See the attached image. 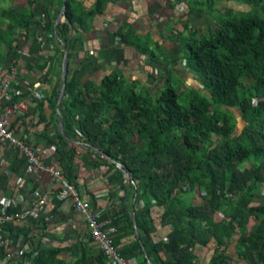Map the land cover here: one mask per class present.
<instances>
[{
	"label": "trees",
	"instance_id": "1",
	"mask_svg": "<svg viewBox=\"0 0 264 264\" xmlns=\"http://www.w3.org/2000/svg\"><path fill=\"white\" fill-rule=\"evenodd\" d=\"M24 1L28 5L20 9L0 10V65L7 63L10 52L18 53L29 43L34 25H43L55 37L50 7L61 0H44L42 15L36 11L40 0ZM109 1L99 0L95 11L84 17L102 13ZM223 1L252 10H230L215 17L209 37L190 34L181 41L201 89L182 90L168 78L152 96L137 91L136 83L129 84L117 72L101 84L85 85L68 75L62 102L65 134L57 127L58 138L53 139L51 122H45L46 144L56 146L58 167L80 192L74 172L80 155L68 146L66 135L111 156L99 153L102 158L94 166H116L126 177L125 196L112 195V206L100 211L99 219L120 254L138 259V264H149L148 258L153 264H264V0H184L188 8L180 15L202 18L204 11L195 12L193 6L207 7L208 15H214ZM66 6L57 26L62 38L77 20L74 1L67 0ZM130 33L120 30L118 35L155 60V51L144 49ZM58 96L56 87L48 100L56 106ZM40 117L46 121L43 112ZM80 158L85 165L89 162ZM131 194L135 203L129 204ZM87 199L98 207L96 197ZM139 199L145 203L138 210ZM33 230L23 221L4 225L14 242L23 235L32 244L19 264L108 263L107 254L91 245L90 233L88 242L78 241L74 250L45 246L41 238L36 242ZM129 237L133 240L121 247ZM64 249L73 251L72 261L61 257Z\"/></svg>",
	"mask_w": 264,
	"mask_h": 264
},
{
	"label": "crops",
	"instance_id": "2",
	"mask_svg": "<svg viewBox=\"0 0 264 264\" xmlns=\"http://www.w3.org/2000/svg\"><path fill=\"white\" fill-rule=\"evenodd\" d=\"M73 1L82 17L95 11L99 2V0ZM176 3V0H112L104 6L102 13L84 17L82 23L75 21L64 38L60 35L53 37L54 34L45 30L43 25H34L29 32V43L18 53L10 52L7 63L0 65L1 79L11 62L17 64L18 92L30 94L29 86L36 82L42 84L39 90L44 95V100L35 101L30 96L32 102L28 110L13 117L15 132L30 139L39 147H48L44 133L45 122L50 121V136L53 139L58 138L56 128L59 127L61 118H57L59 116L57 103L54 106L53 100H48V96H54L56 87L60 95L65 54L63 41L67 42L69 50V78L75 76L83 85L90 82L101 84L106 76L117 72L128 83H136L137 91L147 90L152 96H156L164 88L172 73L177 79V86L182 90L201 89L198 78L183 57L181 41L190 34L201 36L204 32L210 33L215 29L216 21L211 17L210 20L194 16L183 19L182 15L176 12V8L180 3H184L185 6L187 4L184 0ZM231 3L221 2L215 6L216 12L220 15L227 14L233 8L230 6ZM44 4L45 1L40 0L36 5V11L40 15L44 12ZM26 5L28 3L24 0H0V10L20 9ZM63 7L64 0L56 1L50 7L55 15V24ZM63 20L64 16L60 23ZM120 30L124 33L130 30L132 40L139 41L144 49L148 47L155 51L156 59L152 60L138 46L125 42L118 35ZM56 32L58 34L54 25V33ZM142 38H146L147 42L142 41ZM91 51H94V56L90 55ZM61 109L63 113L66 112L64 106ZM42 112L46 121L40 117ZM69 142L68 146H75L80 155L76 158L74 172L78 175L77 181L82 196L89 199L92 196L96 197L98 211L109 210L113 203V200L110 201L112 195L116 194L119 199L125 196L122 185L126 177L121 175V170L116 166L105 164L94 166L93 163H98L102 156L90 146L70 140ZM49 148L54 151L52 154L57 159L61 156L56 153L55 145ZM80 157H86L89 162L85 165ZM46 160L48 161L47 158ZM57 187V182L50 174L31 168L24 155L8 146L0 147V198L12 197L17 201L21 199V204L17 203L19 208H22L30 205L40 194L52 192ZM118 198L114 201L120 203ZM133 202L135 203V198L133 199L131 194L128 203ZM139 202L140 199L137 202L138 210L142 208ZM43 212L41 219L36 221L34 226L30 225L34 229L32 235L36 242L41 238V243L45 246H69L74 250L79 247L78 241L88 242L86 234L89 233V229L83 216L74 209L71 200L63 201L54 195ZM132 240V237L123 239L121 247ZM91 245L99 251L94 243ZM232 252L234 255L233 246ZM61 257L72 261L74 253L64 249Z\"/></svg>",
	"mask_w": 264,
	"mask_h": 264
},
{
	"label": "built area",
	"instance_id": "3",
	"mask_svg": "<svg viewBox=\"0 0 264 264\" xmlns=\"http://www.w3.org/2000/svg\"><path fill=\"white\" fill-rule=\"evenodd\" d=\"M182 9V8H180ZM94 51L90 52L94 56ZM2 69H0V72ZM4 76L0 79V147L9 148L25 156L31 168L50 174L58 184L52 192L40 194L30 205L19 208L18 201L12 197L0 198V253L5 254L0 262L2 264H19L24 261L25 252L32 249L30 241L26 242L22 235L17 242L4 231V225L11 221H23L26 225H35L44 214L45 206L52 200L53 196L61 200H71L75 209L83 216L89 228L92 243L108 256L107 264H138L136 258L123 257L114 245L113 239L104 229L105 221L100 220L99 212L92 206L91 201L82 196L79 189L67 178L62 169L57 165V160L51 153L49 147H39L30 139L19 136L13 129V117L21 115L29 108L32 102L44 100L40 92V82L29 86L30 94L18 92L19 85L18 68L12 62ZM18 96V99L15 98ZM48 159V161L46 160ZM21 204V203H20Z\"/></svg>",
	"mask_w": 264,
	"mask_h": 264
},
{
	"label": "water",
	"instance_id": "4",
	"mask_svg": "<svg viewBox=\"0 0 264 264\" xmlns=\"http://www.w3.org/2000/svg\"><path fill=\"white\" fill-rule=\"evenodd\" d=\"M66 3H67V0H64V7H63V9H62L57 21H56L55 29L57 28V25L60 23V19L64 16V14L66 12V9H67ZM55 35H56V37H58L57 32L55 33ZM63 46H64L65 54H64V61H63V65H62V74H61L62 86H61V91H60V95H59L58 102H57V112H58V115L61 117L59 127L61 128L62 133L65 134L63 111L61 108H62L63 99L66 95L67 75H68V69H69V50H68V45H67L66 41H63ZM66 138L70 141L83 143L88 147L90 146L86 142H81V141L76 140L74 138H71L67 135H66ZM93 149L95 151H97L98 153L102 154V156H104L105 158L112 160L111 156L106 154L102 149H100L98 147H93ZM133 218H134V224L136 227V234L139 235V231L137 229L136 215L135 214H133ZM144 251H145V249H144ZM147 258H148V256H147ZM148 263L153 264V262L149 258H148Z\"/></svg>",
	"mask_w": 264,
	"mask_h": 264
},
{
	"label": "rangeland",
	"instance_id": "5",
	"mask_svg": "<svg viewBox=\"0 0 264 264\" xmlns=\"http://www.w3.org/2000/svg\"><path fill=\"white\" fill-rule=\"evenodd\" d=\"M227 2V1H226ZM232 5H230V6H232L233 8L232 9H230V10H234V11H236V12H249V11H251L252 10V8L251 7H249V6H243V5H237V3H235V2H232L231 3ZM229 6V5H228ZM194 7V10H195V12H199V10H202V11H204V16H203V19H207V20H210V17H211V19H215V17L216 18H218V16L220 17V14L218 13V12H216L214 15L213 14H210V16L208 15L209 14V11H208V8L207 7H204V9H201V7H197V6H193ZM180 8H182V9H180ZM187 8H188V6H185V4L184 3H180V4H178L177 5V10H176V12L177 13H183L184 11H187ZM77 9H79V8H77V7H75V12H76V18H77V20L76 21H80V18H82V16H81V14H79V12H78V10ZM178 14V15H179ZM235 15V14H234ZM216 21V20H215ZM214 24H216V22H214ZM217 25V24H216ZM216 27V26H215ZM212 31H214V30H211V32ZM211 32L210 33H206V32H204L203 34H201V36H198V35H196V34H194L195 36V38H199V39H202V38H205V37H209L210 36V34H211ZM142 41H146L147 42V39L146 38H142L141 39ZM184 59H185V61H186V53L184 54ZM187 62V61H186ZM12 63V62H11ZM188 65H189V67H190V65L192 64V62L191 63H187ZM10 65V64H9ZM9 65H8V67H9ZM0 69H2L1 67H0ZM170 78H171V80L172 81H175V82H173V85L176 87V88H178V86H177V79L174 77V75L171 73L170 74ZM130 84V83H129ZM238 118H239V128H243V125H244V121H243V119L241 118V116L239 115L238 116ZM143 201V203H145V201L144 200H142ZM140 205H142V207L144 206V204L143 203H141V200H140ZM138 203V204H139Z\"/></svg>",
	"mask_w": 264,
	"mask_h": 264
}]
</instances>
